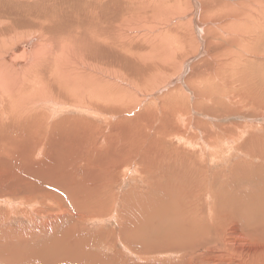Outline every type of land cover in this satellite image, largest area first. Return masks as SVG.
Listing matches in <instances>:
<instances>
[{"label":"rangeland","instance_id":"obj_1","mask_svg":"<svg viewBox=\"0 0 264 264\" xmlns=\"http://www.w3.org/2000/svg\"><path fill=\"white\" fill-rule=\"evenodd\" d=\"M139 6L134 11L144 24L135 30L141 42L150 27L148 38L155 30L185 28L192 40L165 69L168 73L162 70L158 74L164 76L137 88L134 103L123 106L118 116L119 131L91 132L95 144L90 150L76 151L77 156L73 151L66 162L60 158V166L42 168L57 171L68 187L55 188L51 183L58 177L41 181L28 167L0 164V264H264V211L253 213L264 208L259 206H264V0H196L191 23L190 7L178 11L171 5L158 9L160 14L151 7L148 11L145 3ZM127 78L117 81L130 89ZM139 114L144 122L132 125ZM114 119L107 115L105 122ZM72 158L76 164L69 163ZM73 184H79L80 194L72 197ZM152 200L160 203L156 210L148 205ZM246 210L252 211L247 215ZM130 235H138L137 240Z\"/></svg>","mask_w":264,"mask_h":264},{"label":"bare ground","instance_id":"obj_2","mask_svg":"<svg viewBox=\"0 0 264 264\" xmlns=\"http://www.w3.org/2000/svg\"><path fill=\"white\" fill-rule=\"evenodd\" d=\"M140 2L142 3V5L143 3L148 5L147 7L148 11L152 9H153L152 11H159L158 9H161V8H163L165 11V10H169L172 6H176L178 8V11L180 8H184L183 10L186 11L188 7L192 9L193 6H195L196 0H0V164L1 165L5 167H11V166L28 167L29 173L32 174L37 179H41L42 181L45 179L52 180L53 178L58 177L59 180H53V183L51 184L54 186L56 185L55 188L64 187L63 185H61L63 183L65 187H68L65 182L66 181L65 177L60 178L57 171L49 170L46 168L58 166V165L60 166L59 164L60 158L61 160L62 158H64L63 161L66 162L67 161L66 158L70 156V153L73 151L75 152L74 155L76 154L78 155V152H80L83 148L88 150L91 146H93L92 144H95L93 140L89 139V135L91 132H95L96 135L98 134L99 136H103L110 131L120 129L119 128L120 125L117 124L118 119H120L118 118V116L122 112L123 106L127 107V104L129 102L134 103L135 100L133 101V99H134V96L137 95V93H135V91H138L137 88H140V87L142 88L143 85L150 86L153 82H155V79H157L158 76H162V75L164 76V74L159 75L158 73H163L160 71L165 70L167 67L171 65V63H175L176 55L179 54L182 50L184 51L185 46L188 44L185 42L188 41V39L192 40V36H190V34L192 35V32H190L189 35L184 34L185 28L184 29L172 28L169 31H166V29H162L159 31L157 30L158 32L155 30L154 31L155 34L152 36V38H148V33H150L149 31H151L154 28L153 27L147 28V26L144 25V27L147 28L148 30L145 34H143L145 38L141 42L140 41L141 35L137 36L136 34L137 32L135 30L139 28H135V27L137 26V24L143 23L142 21L144 19L140 15H136L135 14L136 12L134 11V8L137 9ZM200 4L202 3L200 2ZM149 7H151L152 9H150ZM205 7H207V5ZM199 10H202V9L199 8ZM159 12L160 14H162L161 13L162 11H159ZM194 12L195 10L192 9L191 13L188 14L190 23L192 21H195V16L193 15ZM139 13L142 14V12H139ZM146 22L149 23L148 20H146ZM143 24H140V25H143ZM124 56L128 57L129 59L127 60V58H125ZM137 63L138 65H136ZM168 70L169 69L165 70V74H166V71L168 73ZM110 71L112 75L108 74V72ZM152 72H156V74L154 73L153 75ZM126 77L130 78V80L132 81L130 82L129 85H127L130 87V89L123 87L120 84V82L117 81L118 78L124 79ZM114 79L116 81H114ZM167 105H169V103H167ZM150 109L152 108H149V110ZM170 112L168 113L169 115H170ZM77 113L79 114L78 116H76ZM150 114L154 115L153 113H150ZM107 115H111L113 119L115 118L114 121L109 122L107 124L105 122ZM86 116L93 117V121L87 120ZM136 116L137 117L132 118L131 124L134 125V121L135 123L137 121L142 124L144 122L145 116L140 115V114L139 116L138 115ZM159 120L160 119L158 118V121ZM165 121L166 120H164V122ZM120 122H121V119H120ZM169 124L170 123L166 124V126L168 125V128L171 125ZM156 125L159 126L158 124ZM244 125H247V124H244ZM159 127H161V125ZM146 128L148 129V127ZM156 128H152L151 130L156 129ZM233 128H232L233 130L232 132H234ZM131 129H132V126H131ZM155 134L159 135V131L156 130ZM125 137L123 138L122 142H125L124 139L128 140V137L126 138ZM119 141L121 142L120 139ZM76 151L78 152L76 153ZM124 153L126 152L123 151V154ZM119 154L121 155L120 152ZM73 160L74 159L72 158L69 161V163L74 162L73 164H76L75 163L76 161H73ZM112 160L114 159L112 158ZM153 164L151 165V168L149 170L148 169H145V170H148L149 173H152L154 171ZM156 165L158 166V163ZM101 166H103V164ZM180 166L182 167L181 164ZM43 167H46L44 168L46 170H42ZM106 172H105V175H106ZM18 173L21 174L19 170H18ZM175 173H173V175ZM19 174L17 177L23 176V175L20 176ZM97 177L99 176L97 175ZM163 177L165 176L162 175V178ZM0 178H4V177L0 176ZM85 179L91 180V178H85ZM13 180H14V177H13ZM100 180L103 181L102 179ZM109 183L107 182V184ZM78 187H79V184L78 186L74 185L73 191L71 190L72 197L76 194L78 195V193L80 194V192L76 191V190L80 191V188L78 189ZM100 187H103V186H100ZM109 187L108 189H110ZM42 189L44 190L43 186H42ZM178 191H181V190L178 189ZM31 192L32 191H30L29 193ZM83 192H85V190ZM167 193L168 191H165V194ZM34 194L35 193H33V195ZM39 195H42V192L41 194L39 193ZM259 197H261L260 194H259ZM67 199L69 200V198ZM258 204H259V201H258ZM148 205L153 210H156L155 207H159L160 203H154V201L152 200L150 201V204ZM259 206L262 208L264 207L262 206V204H259ZM255 207L257 206L255 205ZM259 210L255 209L253 210V213L256 211L258 213L263 212L264 208L261 211ZM251 211L252 210H249V211L246 210L245 213L247 212V215H248V212H251ZM189 213H192V212L190 211ZM244 215L246 216V214ZM259 217L258 218L261 219V215ZM184 218H186V216ZM262 218L263 219L260 221L264 220V217ZM177 223L175 225H177ZM151 225L153 226V224ZM157 225H154L155 228L158 227ZM162 229H164V227ZM175 230H176V226H175ZM125 231H123L124 236L127 233V231L126 233ZM176 231L179 232L178 230ZM77 234L75 233L74 235H77ZM138 235H135L133 237L130 235L131 237L130 236H127V237L128 239L130 237L131 238L130 240L132 241L134 239L137 240ZM240 235H243V234H240ZM75 237L77 239V236ZM78 237L80 238V235H78ZM257 238L258 236L256 237V239ZM123 240L126 241L125 238ZM80 241H82V239ZM53 242L55 243V241ZM84 242H82L81 244H83ZM66 245H70V244L67 243ZM84 245L85 243L83 244L82 249L85 247ZM67 247L65 249H67ZM60 249H62V246H60ZM60 249L58 253H60ZM83 250L86 251V247ZM55 251L57 252V250ZM65 252L67 253V250H65ZM90 252L91 250L89 251V253ZM72 253H73V250H72ZM60 255L61 254H59V256ZM87 255L90 256L89 254ZM59 256L57 255V258ZM57 258L55 259L57 260ZM74 258H75V254H74ZM97 262L98 261L96 260L94 264H96ZM89 263L91 264V262Z\"/></svg>","mask_w":264,"mask_h":264}]
</instances>
